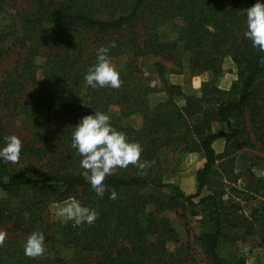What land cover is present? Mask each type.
<instances>
[{
	"label": "trees",
	"instance_id": "obj_1",
	"mask_svg": "<svg viewBox=\"0 0 264 264\" xmlns=\"http://www.w3.org/2000/svg\"><path fill=\"white\" fill-rule=\"evenodd\" d=\"M35 1L38 6L34 10L9 13L7 29L0 32V57L15 45L25 54L13 70L0 79V100L8 109L22 107L18 122L25 133L21 137L19 162L15 163L23 166L9 171L6 167L12 163L0 161V190L5 193L33 187L65 199L77 188L91 189L82 175L84 170L77 168L82 157L71 147L74 126L83 116L94 114L91 112L93 105L99 111L109 103L124 105L129 101V91L118 95L100 93L99 88H92L89 106L80 117L73 113L75 106L55 104L47 92L52 87H64L75 95L76 88L86 82L85 74L96 62V50L101 46L116 43V47L110 48L109 57L120 74V87L128 86L133 92L130 102L141 109L147 108L148 88L135 94L140 89L137 82L141 79L136 59L148 53L184 59L189 72L211 70L218 73L219 55L226 47L235 63H243V76L237 95L222 100L213 111L215 119L225 122L228 132L208 129L200 139L205 161L197 170L195 193L185 194L174 183L144 177L107 176L103 203L89 206L98 213L92 224L76 225L74 221H65L56 224L53 230V222H44L41 215L33 214L28 224L18 228L27 233V238L34 231L42 232L45 252L29 257L22 248L17 254L7 253L0 264H170L171 253L167 252L165 244L175 240L176 234L169 220L160 216L166 205L156 195L134 194V190L149 186L158 190L168 188L175 199L189 205L210 200L214 231L203 235L205 253L210 264H228L216 250L222 233L220 204L212 196L202 197L198 202L193 199L207 184L216 162L214 140L223 137L228 141L238 137L246 114L255 138L263 140L264 88L260 87L259 79L264 77V51L253 48L252 42L244 36L246 30L242 31L247 9L257 0H68V4L56 0ZM5 5V0H0V12ZM177 19L182 21L181 25ZM143 22L150 33L141 39L136 26ZM159 26L167 30L165 35L154 32ZM80 29L99 36L98 44L90 49L85 42L75 40L74 35L63 33ZM171 32L177 35L169 37ZM34 87L33 92H27ZM130 102L126 107L138 110ZM156 111L154 123H162L170 130L181 125L180 113ZM232 117L238 120L236 125ZM113 126L124 134L133 135L132 141H140L144 134L143 130ZM7 135L12 134L0 124V142ZM141 148L140 160L151 155L150 149ZM29 162L49 170L41 173L38 168L27 169ZM28 170L34 176L28 175ZM111 189L131 190L133 197L122 206L109 203L106 194ZM147 205L153 208L142 222L138 213ZM5 245L6 242L0 245V251L8 250ZM58 245L71 248L73 257H62L56 248Z\"/></svg>",
	"mask_w": 264,
	"mask_h": 264
},
{
	"label": "rangeland",
	"instance_id": "obj_2",
	"mask_svg": "<svg viewBox=\"0 0 264 264\" xmlns=\"http://www.w3.org/2000/svg\"><path fill=\"white\" fill-rule=\"evenodd\" d=\"M56 1L68 4V0ZM5 4L0 12V32L7 29L6 20L9 13L34 10L38 6L35 0H5ZM177 23L181 25L182 21L177 19ZM136 28L141 39L150 33L145 22L138 23ZM245 30L246 25H243L242 31ZM154 32L162 36L167 30L159 26ZM63 33L74 35L75 40L79 43L85 42L90 49L98 44L99 36L96 37L89 31L80 29L72 32L63 31ZM176 35V32H171L169 37ZM222 51L223 54L219 55L218 73H213L211 70L189 72L186 60L161 54L148 53L137 57L136 65L141 79L137 82L140 89L135 94L143 93L146 91L145 88H148L145 94L146 109H141V106L130 102L133 92L128 90L127 85L118 89L99 88L100 93L106 94L119 95L120 92L129 91V101L124 105L109 103L103 107L102 112L110 116L112 125L143 130L144 134L140 141H132L133 135H125L130 142L138 143L151 151L149 157L141 160L150 163V167L138 169L129 164L126 169H114L113 176L144 177L163 183H174L185 194L195 193L197 170L205 161L200 148V139L208 129L211 132H228L225 122L215 119L213 111L222 100L237 95L243 76V63H235L231 55L226 52V47ZM24 55V50L15 45L6 55L0 57V79L12 71ZM259 81L260 87L264 88V77ZM35 89L36 87L28 88L27 92H33ZM76 91L75 95H72L64 87H52L47 95L55 104L75 106L73 113L80 117L89 106L88 102L93 90L84 82L76 88ZM127 102L136 106L139 111L128 109ZM92 107L91 112L94 113L97 108H94V105ZM21 108L8 109L0 100V124L20 138L25 136L18 122L20 115L22 116L19 114ZM157 109L180 113L181 125L170 130L162 123H154ZM231 120L233 123L236 122L235 125L237 124L238 120L235 117ZM243 121L245 128L241 127L242 131L238 137L228 141L220 137L213 141L212 147L217 159L207 184L193 201L198 202L202 197L212 196L220 204L222 233L216 250L228 264H264V136L263 140L255 138L247 114ZM26 164L27 169L38 168L41 173L49 170L35 162ZM21 166L23 165L9 164L6 168L13 171ZM77 168L81 169L80 162ZM27 172L28 175L34 176L31 171ZM113 191L116 193L115 199L111 198ZM134 194L156 195L166 205L160 216H165L169 220L176 234L175 240H168L165 244L167 252L171 253L170 264H210L203 239V235L214 231V214L210 200L199 205H189L175 199L168 188L158 190L151 186L138 188L134 190ZM132 197L131 190L111 189L106 194V201L122 206ZM70 198L79 200L87 207L91 204L100 205L104 201L103 197L97 196L94 190L82 188L73 190L65 199L33 187H22L11 193L0 190V234H3L5 247L8 248L6 252L0 251V259H5L7 253L17 254V251L24 248L27 233L18 226L28 224L29 216L41 215L42 221L49 220L50 224L53 222L51 225L53 230L56 224L65 222L56 215V211ZM152 208L147 205L139 211L138 216L142 222H145ZM56 248L62 257L66 259L73 257L71 248L62 245Z\"/></svg>",
	"mask_w": 264,
	"mask_h": 264
},
{
	"label": "clouds",
	"instance_id": "obj_3",
	"mask_svg": "<svg viewBox=\"0 0 264 264\" xmlns=\"http://www.w3.org/2000/svg\"><path fill=\"white\" fill-rule=\"evenodd\" d=\"M244 36L252 42L253 48L264 51V0H257L247 9ZM114 47L116 43L112 42L109 46H101L96 50V62L88 68L84 77L86 84L91 88L118 89L121 86L120 74L109 57L110 48ZM110 120L107 113L96 109L94 114L83 116L72 132L71 147L82 157L80 160V168L84 170L82 175L100 197H103L107 190L104 180L113 174L114 169H126L129 164L138 169L151 166L150 163L140 160L141 146L130 142ZM21 148L22 140L19 136L12 134L3 137L0 142V161L18 163ZM111 198H116L114 191ZM56 215L79 225L92 224L98 213L84 206L79 200L70 198L57 208ZM44 241L42 232H32L24 243L25 255L29 257L42 255L45 252ZM3 242L4 236L0 234V245Z\"/></svg>",
	"mask_w": 264,
	"mask_h": 264
}]
</instances>
